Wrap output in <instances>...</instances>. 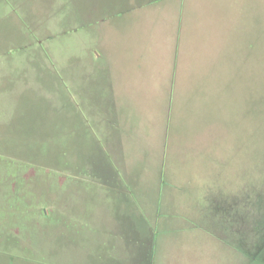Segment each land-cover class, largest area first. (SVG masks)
<instances>
[{"label":"rangeland","instance_id":"obj_1","mask_svg":"<svg viewBox=\"0 0 264 264\" xmlns=\"http://www.w3.org/2000/svg\"><path fill=\"white\" fill-rule=\"evenodd\" d=\"M86 2L0 0V264H264V0H101L85 54L104 82L172 93L114 114L118 162L143 175L113 205L71 174L105 141L58 63L83 71Z\"/></svg>","mask_w":264,"mask_h":264},{"label":"crops","instance_id":"obj_2","mask_svg":"<svg viewBox=\"0 0 264 264\" xmlns=\"http://www.w3.org/2000/svg\"><path fill=\"white\" fill-rule=\"evenodd\" d=\"M89 3V4H88ZM101 0H89V2H86V5L82 7V13L83 18L85 21V31L82 40L84 46H81L82 49V57H83V66L81 65V68L83 71H78L77 68L74 69L72 64V59H74L77 56L72 55V57H69L68 60H63L59 61L62 63H67V83H68V93L70 97V91L74 92V95L76 93L79 94L80 98V103L84 107L85 113L88 114L89 116V123L86 122L85 127L88 129V135H92V128L97 131L98 135L100 136L101 139L105 140L102 141L103 144L101 143V148L99 146V143L97 144L99 149L97 151L98 155L97 157H94V164L92 163L93 167L87 165V163H84V168L86 169V172L84 173H76V171H73L71 173L72 175H89L92 177H95L97 181L102 182V184H98L97 186H101L102 188L100 189V194L97 195L99 201H103L108 205H113V203H117L119 201H128L131 200L133 197L132 195H123L121 191L122 187L126 190V193H133L135 190L136 192L141 191L140 190V185L137 183L135 186L131 184H121L122 182L125 181L126 176H142L143 172L138 171L140 170L139 168H131L129 166L123 165L121 166L120 162H118L121 159H124L126 161V157L124 156L125 152L122 150L120 152V147H121V140H120V124L119 121L115 120L114 114L117 116V112L121 111L120 109L122 103H126L127 105H130L132 103L130 96L134 97L133 102L134 103H139L141 102L142 105H146L144 103L145 100H142L139 97H149V96H167L170 97L169 95L171 93V88L166 90L164 86L159 87V88H149L148 85L146 86L145 84H142L146 88H142L140 84L136 83L134 85H129L128 83L126 84L124 88L120 87V84L122 83L120 79H116V83H111L108 87L107 82L105 83L108 79L107 75L102 72L97 66H99V63H96L97 61H93L92 59L89 60L88 54H85V51H88V48L90 49V46L95 43V45H99V40L100 36L95 35L96 32H92L91 29L88 27L91 26V23L93 21H101L104 17L106 16V10H104V7L101 8ZM30 12V11H29ZM26 15V12L24 16ZM33 24L32 27L35 31V33L38 35L37 43H42V37H45V35L52 31L53 26L51 29H45L44 32L42 33L43 30V23L42 19H34L32 20ZM98 23V22H96ZM47 26V25H45ZM22 32V30H20ZM50 35L53 34V32L49 33ZM24 36V35H23ZM42 41V42H41ZM88 42H90V46L88 45ZM20 46L27 47L26 41H22L19 43ZM139 44V43H138ZM36 47V46H34ZM48 52L53 53V50L51 49V46H47ZM54 55V54H51ZM24 57V58H23ZM41 59H39V56L34 54V55H23V56H18L17 59L20 61V63H24L27 65H36V64H41L40 60L42 63H44L46 56L42 55ZM55 58V56H53ZM1 58V57H0ZM4 59L0 60V64H6V63H12L15 61H10L8 60L7 57H2ZM8 58V59H7ZM23 58V59H22ZM45 64V63H44ZM101 66V65H100ZM99 66V67H100ZM36 67H33L32 69L34 71L30 72H25V74L30 73V74H37ZM24 72V71H23ZM121 78V77H120ZM111 79V78H110ZM108 79V81L110 80ZM112 77V80H115ZM132 78H128L127 80H132ZM140 80H147L148 77L146 78H139ZM136 81L138 79L136 78ZM126 82V78L124 80ZM83 88V90H82ZM128 89V90H127ZM131 89V90H130ZM134 91L133 95L132 92ZM72 92V93H73ZM123 97V98H122ZM146 99V98H145ZM154 100V99H153ZM169 100H167L168 102ZM154 102H152V105H154ZM72 103V101H71ZM163 103H165V100L163 99ZM124 107V106H123ZM127 107V106H125ZM113 115V121L110 115ZM119 120V119H118ZM94 126V127H93ZM119 127V129H118ZM110 129V131L108 130ZM75 131V128H74ZM76 132V131H75ZM94 134V131H93ZM97 147V148H98ZM94 149L95 151L97 150ZM75 161H76V156H74ZM91 159V158H90ZM93 160V159H92ZM84 161V159H83ZM90 161V160H89ZM122 163V162H121ZM74 170V169H72ZM95 180V181H96ZM98 182V183H99ZM148 186H143V189H145ZM107 192V193H105ZM109 192V194H108ZM142 198V199H141ZM140 198V195L138 197V200H144L147 202L149 200L148 196H142ZM127 218L130 217L127 216ZM115 222H118L117 219H114ZM130 223V221H128ZM140 234V233H139ZM138 252V251H137ZM134 254V253H133ZM135 256V255H134Z\"/></svg>","mask_w":264,"mask_h":264}]
</instances>
